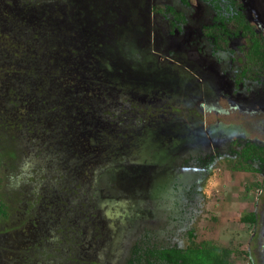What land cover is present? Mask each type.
I'll use <instances>...</instances> for the list:
<instances>
[{
  "label": "rangeland",
  "instance_id": "obj_1",
  "mask_svg": "<svg viewBox=\"0 0 264 264\" xmlns=\"http://www.w3.org/2000/svg\"><path fill=\"white\" fill-rule=\"evenodd\" d=\"M21 2L0 0V264H264V161L240 155L264 153V72L236 89L241 40L204 33L242 13L264 37V0Z\"/></svg>",
  "mask_w": 264,
  "mask_h": 264
},
{
  "label": "trees",
  "instance_id": "obj_2",
  "mask_svg": "<svg viewBox=\"0 0 264 264\" xmlns=\"http://www.w3.org/2000/svg\"><path fill=\"white\" fill-rule=\"evenodd\" d=\"M188 0H182L183 3H187ZM235 2V0H230ZM236 25L237 31L242 30V33L247 37L246 44L248 47V59L245 62L240 60V64H247L250 67L263 68L264 67V47L262 45V40H260L253 29L243 20V17L238 13V17H235L233 22ZM215 29V28H214ZM248 68V67H247ZM247 68L244 69L243 74L246 75L248 72ZM249 69V68H248ZM3 127L4 126H0ZM7 130V127L5 128ZM4 151L0 152V226L7 223L11 218V205L4 198L3 190L5 188L6 177L3 175V163L7 159L15 158L14 151ZM254 154V155H252ZM250 151L247 147L244 149V153L240 155H245V161L249 160V156L258 158L261 162L264 161V153L261 156ZM255 214L247 215L242 219L244 223H256ZM159 258L165 264H232L231 257L232 253L230 250L224 249L216 245H193L185 250L178 249H164L159 253Z\"/></svg>",
  "mask_w": 264,
  "mask_h": 264
},
{
  "label": "flooded vegetation",
  "instance_id": "obj_3",
  "mask_svg": "<svg viewBox=\"0 0 264 264\" xmlns=\"http://www.w3.org/2000/svg\"><path fill=\"white\" fill-rule=\"evenodd\" d=\"M50 2V1H56V0H29L30 3H36L38 2L37 4H35L36 6L37 5H40L42 3H46V2ZM182 1V0H181ZM239 2V0H238ZM23 2H21L20 0V4H22ZM239 5H240V2H239ZM240 10V9H239ZM241 12V11H240ZM178 14V13H177ZM243 17V20L253 29L254 33L256 34V36L262 40V45L264 47V37H262V35L260 33L257 32V30L255 29V27H253L250 23H248L244 17V15L242 13H240ZM182 15H177V18L178 19H181ZM48 25L45 24L43 25L42 27L45 28L47 27ZM31 28L32 31H37V29L35 27H29ZM215 28V29H214ZM41 30V29H40ZM205 35L211 39L214 38L215 40V43L216 45L214 46V50L215 52H220V51H225L229 48V45H230V41L235 38V39H238V40H241V52H240V55L237 57L236 61H237V65L240 67V71L238 73V75L235 77L236 80H235V88H239L245 81L247 80H251V81H256L259 79V77L263 74L264 72V67L263 68H257L255 66L253 67H250L248 64L247 66H245L244 64H240L238 61L242 60L245 62V59H248L247 55H248V47H247V44H246V40H247V37H245L242 33V30L239 29V31H237V28H236V25L233 26L232 30H224V29H218L217 27H206L205 29ZM45 31V30H44ZM41 33V32H39ZM11 35H8V34H5V33H1L0 34V43H5L6 41H9ZM216 38V39H215ZM35 41H37L38 45L41 44V41H39L38 37L35 35ZM221 44V46H220ZM37 45V46H38ZM7 48L11 49L12 51L14 50L15 51V48L14 46L12 45H9L7 44L6 45ZM17 47V51H18V47H20L19 45L16 46ZM6 47H2L0 49H4L5 50ZM21 49V48H20ZM11 53V52H9ZM41 57L39 56V59ZM249 69H248V68ZM247 68L248 72H246V75L243 74V71L244 69ZM1 72V71H0ZM260 74V75H259ZM1 75V74H0ZM18 124H16L17 126ZM4 128L7 127V130L9 129V124L8 125H3ZM10 127H15L14 125H10ZM256 219H257V216H256Z\"/></svg>",
  "mask_w": 264,
  "mask_h": 264
}]
</instances>
